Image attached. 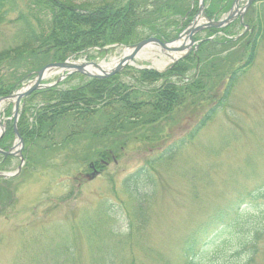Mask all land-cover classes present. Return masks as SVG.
I'll use <instances>...</instances> for the list:
<instances>
[{"label": "rangeland", "instance_id": "374dc122", "mask_svg": "<svg viewBox=\"0 0 264 264\" xmlns=\"http://www.w3.org/2000/svg\"><path fill=\"white\" fill-rule=\"evenodd\" d=\"M245 3L246 0L241 2L240 8ZM248 17L255 25L261 19L264 26V0L253 2L245 14L246 20ZM16 29L0 27V50L12 44ZM242 32L238 22L228 30L234 38ZM211 35L214 34L204 31L196 39ZM222 37L214 35V40ZM122 51L94 49L77 61L110 63ZM245 52L243 44L226 51L223 46L206 48L202 64L186 75L192 83L204 64L208 68L207 60L208 65H215L210 80L204 79V95H189L180 108L155 124L127 130L118 137L106 135L102 141L85 132L68 140L71 122L62 119L46 138L30 147L25 145L26 163L20 174L8 184L0 182V264H187L184 248L191 234L208 225L220 211L238 206L236 209L242 210L252 223L239 228L245 235L224 231L232 222L226 218L219 224L223 227L218 225L202 237L194 251L199 264H236L237 245L250 238L257 223L264 222V201L247 198L264 187V35L254 63L236 80L224 105L218 108L216 101L232 71L242 64ZM151 53L150 62L141 58L136 65L169 62L163 54L159 55L164 59L158 52ZM156 67L160 71L165 68ZM134 69L126 68L119 80L136 85ZM55 80L53 76L45 83ZM87 81L88 77L74 74L58 89ZM158 86L160 83L144 87ZM26 102L32 113L40 106L41 97ZM210 106L218 108L216 113L172 161L159 163L157 170L151 167L156 168L154 163L148 167L167 147L188 134V124L196 126L197 112L200 116ZM12 109L7 106L6 110L11 113ZM4 112L1 109L3 123L7 119ZM102 118V114H95L87 124H80L79 130L103 128ZM156 136L168 139L150 144L148 139ZM116 140L118 144L114 146ZM109 149H115L117 162L111 161L97 178L89 181L86 176L91 173L90 163L98 159L101 150ZM8 161L0 172H17L20 159L11 157ZM146 167L149 178L142 180L138 195L125 186V181ZM3 188L10 191L9 199H4ZM138 198L145 202L140 203ZM102 207L108 208L104 214ZM260 245L258 264H264V237Z\"/></svg>", "mask_w": 264, "mask_h": 264}, {"label": "trees", "instance_id": "16d2710c", "mask_svg": "<svg viewBox=\"0 0 264 264\" xmlns=\"http://www.w3.org/2000/svg\"><path fill=\"white\" fill-rule=\"evenodd\" d=\"M198 1L0 0V27L8 25L17 28L12 44L0 50V97L12 94L30 74L48 63L63 62L73 56L79 57L91 49H102L113 45H133L150 37L165 41L172 40L197 13ZM232 2L233 0H206V13L210 17L225 13L230 9ZM257 22V25L251 23L248 17L246 23L251 26V31L235 44L233 40L226 37L230 34L228 30L231 26L220 31L213 30L216 35L219 32L223 33L221 40L205 41L201 44L198 53L188 56L164 73L134 69L136 85L122 83L119 80L120 75H116L104 80L89 79L84 84L73 88L63 90L52 88L32 93L25 102L41 97V103L35 108V112L31 113L26 104L22 110L18 129L25 145L30 147L36 141L46 138L62 119L71 122V135H68V140H71V136L85 132L84 135L89 134L93 138L97 136L102 141L106 135L118 137L127 130L136 131L146 125L155 124L180 108L189 95H204L207 88L204 79L210 80L212 72L215 71V65L213 63L208 65L210 60H207L208 68L204 64L203 70L194 77L192 83L187 81L186 75L196 66L198 67L197 64H202L201 55L206 48L214 49L223 46L226 51L243 44L247 52L242 54L244 56L242 64L232 71L224 91L216 101L220 108L224 105L236 80L252 66L256 59L258 44L264 35L263 21L259 19ZM172 78H176L177 81H173ZM158 83H160L158 87H144ZM218 108L210 106V109L200 116L197 112L196 126H192L188 134L178 142L167 147L148 167L154 163L156 168L152 165L151 167L157 170L159 163L172 161L175 154L191 142L202 126L211 120ZM98 113L104 117L102 118L103 128H96L97 131H94L93 127L84 131L79 130L80 124H87L88 119ZM5 115L9 117L10 111L7 110ZM13 138V123L7 122V132L0 141V147L6 148ZM167 139V137L156 136L148 141L150 144L157 143L159 140L164 143ZM68 140L66 144H69ZM113 144L117 145L118 141L116 140ZM109 150H101L97 153V158L112 159ZM114 150H112L113 153ZM8 160L9 158L3 159L0 156V170L9 163ZM98 166L104 168L102 165L98 164ZM148 167L141 168L129 176L125 186L139 195L142 180L149 178ZM12 180L0 178V182L5 184ZM3 197L9 199L10 191L3 188ZM247 198L250 201H264V187L248 195ZM141 199L138 198L137 201L144 203V198ZM129 201L132 203L130 199ZM138 207H141V204ZM237 207L232 206L228 208L230 210L220 211L210 219L208 225L191 234L184 248L187 264H199V257L194 251L200 244L201 238L207 237L209 232L226 218L228 222H232L223 229L224 231L230 230L232 235L238 234L242 237L245 235L239 228L252 223L247 221L246 216L242 214L243 211L236 209ZM102 208L104 214L108 208H105L106 210ZM231 213L234 214L231 215ZM220 226L223 227V224ZM133 227L134 224L131 222L130 229ZM249 236L246 242L243 240L239 245L232 243L237 245L236 264H258L261 253L260 243L264 237V222L257 223Z\"/></svg>", "mask_w": 264, "mask_h": 264}, {"label": "water", "instance_id": "95a60500", "mask_svg": "<svg viewBox=\"0 0 264 264\" xmlns=\"http://www.w3.org/2000/svg\"><path fill=\"white\" fill-rule=\"evenodd\" d=\"M241 0H235L233 3L232 8L230 11L222 17L220 20L215 21L209 18L205 14L204 2L205 0H200V6L197 12V15L194 17L193 21L189 24V26L179 35V37L171 42H163L157 38H149L140 43L131 45V46H124L123 54L115 60V63L112 67L108 69H104L100 64L96 63H87V62H79L73 63L66 61L64 63H53L45 66L41 70L35 72V79L34 81L26 86L25 88L20 89L16 93L0 98V107L5 104L12 102L14 104V111H13V119H14V134H15V141L12 147L9 148V151H3L0 149V153L5 156H16L19 157L21 160V164L18 168V172L14 174H0V176L5 178H11L18 175L19 171L23 167L24 158L22 154V150L24 148V140L21 137L18 131V119H19V106L23 99L31 95L36 90L46 89L49 88L48 85H43L41 82L44 80L47 73L51 72L52 70H59L62 74V77L58 80V83L70 76L74 73H79L90 78L96 79H107L114 75L119 74L125 67L127 66H134V61L139 59L141 56L145 55L147 51H149L152 47H160L164 50L163 54L171 59L172 65L176 64L179 60L183 59L187 56L193 49L199 48V43H195L194 36L197 33H200L206 29L216 28L221 29L232 22H234L237 17L240 18L242 25L244 15L250 8L253 0H247L246 5L239 9V3ZM247 28V27H246ZM195 46V48H194ZM114 47L105 48L104 50L107 51L108 49H113ZM125 51H128V54L125 55ZM187 51V53H185ZM92 68L96 69L97 71L93 70ZM92 69V72L91 70ZM6 131L5 125L2 124L0 120V139L4 135ZM99 175L98 172H94L92 175L88 176V180H94Z\"/></svg>", "mask_w": 264, "mask_h": 264}, {"label": "bare ground", "instance_id": "6f19581e", "mask_svg": "<svg viewBox=\"0 0 264 264\" xmlns=\"http://www.w3.org/2000/svg\"><path fill=\"white\" fill-rule=\"evenodd\" d=\"M124 54L127 55V54H128V51H125ZM115 60H116V59H114L113 62L110 63V64H104L103 67H104L105 69H108L109 67H111L112 64L115 63ZM90 70H91V72H92V69H90Z\"/></svg>", "mask_w": 264, "mask_h": 264}, {"label": "flooded vegetation", "instance_id": "af4514ba", "mask_svg": "<svg viewBox=\"0 0 264 264\" xmlns=\"http://www.w3.org/2000/svg\"><path fill=\"white\" fill-rule=\"evenodd\" d=\"M97 168V167H96Z\"/></svg>", "mask_w": 264, "mask_h": 264}]
</instances>
